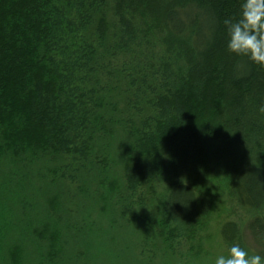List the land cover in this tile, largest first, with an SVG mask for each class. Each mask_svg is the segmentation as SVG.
Returning a JSON list of instances; mask_svg holds the SVG:
<instances>
[{
	"label": "trees",
	"instance_id": "1",
	"mask_svg": "<svg viewBox=\"0 0 264 264\" xmlns=\"http://www.w3.org/2000/svg\"><path fill=\"white\" fill-rule=\"evenodd\" d=\"M239 4L0 0V264H89L113 230L131 264L197 263L213 166L222 244L264 256V68L226 50Z\"/></svg>",
	"mask_w": 264,
	"mask_h": 264
},
{
	"label": "rangeland",
	"instance_id": "2",
	"mask_svg": "<svg viewBox=\"0 0 264 264\" xmlns=\"http://www.w3.org/2000/svg\"><path fill=\"white\" fill-rule=\"evenodd\" d=\"M224 174V169L219 166L209 167L202 173L201 179L197 183V189L206 192L211 198L214 208L206 228L208 237L203 241L202 252L204 257L201 258V261L192 264H214L216 256L227 252L218 234V227L221 221L226 219L230 210V202L223 184ZM39 202H42V198H39ZM40 209L41 207L36 201L34 205H30L27 209H18L15 218L16 227L10 234L11 240H15L18 233L28 231L32 222L35 224V218L43 211ZM99 226H101V223H99ZM89 237L90 247L87 251V256L91 257L89 264H131V255L125 249V245L130 241L127 231H99L91 233ZM69 253H75V248H70ZM27 264L36 263L34 261ZM67 264L77 263L70 260Z\"/></svg>",
	"mask_w": 264,
	"mask_h": 264
},
{
	"label": "clouds",
	"instance_id": "3",
	"mask_svg": "<svg viewBox=\"0 0 264 264\" xmlns=\"http://www.w3.org/2000/svg\"><path fill=\"white\" fill-rule=\"evenodd\" d=\"M226 50L235 56H246L264 68V0H240L235 19H226ZM264 113V103L259 108ZM214 264H264V256L233 244L226 254L216 256Z\"/></svg>",
	"mask_w": 264,
	"mask_h": 264
}]
</instances>
